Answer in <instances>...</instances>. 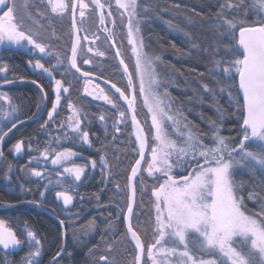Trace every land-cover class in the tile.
<instances>
[{"label": "snow or ice", "instance_id": "1", "mask_svg": "<svg viewBox=\"0 0 264 264\" xmlns=\"http://www.w3.org/2000/svg\"><path fill=\"white\" fill-rule=\"evenodd\" d=\"M44 2L45 0H41V3ZM115 2L118 8L124 10L122 15L128 16L127 38L135 56L138 92L151 117L150 130L146 133L137 119V89L133 83V74L129 73L125 64L124 72L128 74L131 96L126 95L115 84L112 87L119 93L120 98L127 102L132 112L131 122L138 144L139 159L131 169L129 180L137 176L142 170L141 162L145 161L146 168L143 171L158 181V186L152 189V196L155 198V238L147 249L141 236L132 227V203L127 207V231L131 234L137 250L132 264H264V189L260 192L253 189L245 196V185L235 180V172L240 168L264 173V0H239L238 3L224 0L217 13L218 29H223L222 34L228 35L230 39L223 49L224 56L221 59L213 57V70L226 81L228 96L235 100L240 112V128L243 135L235 146L231 145L228 138L220 135L221 126L216 121L210 122L211 143H205L204 134L187 121L182 108H173L165 86L167 81L160 79L156 72L155 64L160 61V57H150L143 51L142 41L137 40V34L140 32L138 24L134 23L138 9L137 0ZM46 3L51 12L59 16L70 12L73 28H76L77 10L83 18L85 10L89 8L85 0H46ZM91 3L101 10L100 23L103 24L105 4L101 3V0H91ZM32 7L34 5L31 0H23L19 5L16 0H0V46L28 48L30 52L38 50L41 54L51 55L46 52V45L38 41V33L31 28H25L26 17L33 23H38L32 19ZM249 10L257 17L251 22L247 19ZM230 11H234L236 15L229 18L226 13ZM39 15L43 17L44 14ZM108 15L111 16V12ZM84 39L87 40L88 37L85 36ZM80 48L81 39L77 35L72 41L71 56L68 60L70 67L77 72L81 71L77 66ZM87 51L92 52V49L88 48ZM96 55L103 56L104 53L97 51ZM57 62L63 63L59 57ZM83 63L89 64L91 61L85 59ZM120 63L124 64V61L121 60ZM34 66L55 80V102L48 112V118L52 120L61 102V90L67 93L69 89L63 86L61 80L55 79L52 71L39 60ZM7 71V65H0V73ZM91 74L90 71H84L82 77L86 79ZM88 82L86 80V83ZM4 83L10 84L12 81L5 78ZM204 87L207 89V85ZM220 90L225 91V88ZM84 91L90 96L93 95L87 87ZM94 98L102 99L116 107V104L103 94V89H100V94ZM0 100L10 103L9 97L4 93H0ZM68 108L72 110V115L68 117L66 124L62 123L60 127L66 126L72 135L89 144L88 132L81 130L79 110L71 102ZM16 111V107L12 106L8 115ZM119 117L120 122H123L125 112H120ZM99 118L105 119L103 115ZM15 127L16 123L12 122L8 131L0 133V141ZM116 131L120 129L117 127ZM65 138H68L67 133ZM246 142L255 144L256 150H249ZM23 147V141H18L13 145V151L21 153ZM50 154L53 155V165L62 166L64 173L69 174L74 181L81 180L84 167L75 163L70 167L64 166L73 160L75 152L70 148L55 151L48 147L41 155L47 160ZM0 156H3V152H0ZM100 160L107 166L103 156ZM96 165L97 162L93 160L91 166L95 168ZM30 174L36 177L43 175L35 168ZM129 187L132 188L134 198L135 188L131 184ZM70 190L56 192L57 198H62L65 206L73 200L69 194ZM41 195L43 196V193ZM246 199L256 203L259 211L249 210ZM26 235L30 247L35 248V251L29 253L28 264H38L41 242L32 231H28ZM21 243L15 233L5 226V221L0 220V245L8 249ZM100 260L107 264L108 258L101 256Z\"/></svg>", "mask_w": 264, "mask_h": 264}, {"label": "flooded vegetation", "instance_id": "2", "mask_svg": "<svg viewBox=\"0 0 264 264\" xmlns=\"http://www.w3.org/2000/svg\"><path fill=\"white\" fill-rule=\"evenodd\" d=\"M16 2L19 5L23 0ZM31 3L34 5L30 9L32 19L38 23H33L26 17L25 28H31L38 33V41L46 45V52H50L51 55L41 54L38 50L30 52L28 48L0 46V65L8 66L6 73H0V93L7 94L10 100V103L0 100V133L8 131L12 122L16 123V127L0 141V152H3V156H0V220H4L5 226L22 241L21 245L15 248L4 249L3 245H0V264H28L29 253L35 251V248L29 245L26 235L28 231L34 232L41 242L38 264H73V255L79 252L77 249H81L83 244L80 237L92 232L94 228L95 236L91 239V246L99 238L97 224L100 207L99 196L95 190L97 186L95 177L97 175L99 177L101 173H108L112 160L115 165L121 167L132 155L130 134L127 136L124 129L125 120L129 122V119L124 104L113 91L94 79L78 76L70 68L68 60L73 36L70 12L59 16L51 12L46 0L44 3H41V0H31ZM85 3L89 4L85 16L80 17L79 10L75 15L76 28L79 29L77 32L81 39L77 66L81 71H90L93 75L111 82L109 78L112 77V69L108 61L112 53L121 73L125 76L115 56L114 46L129 72L133 73L131 66L135 56L131 51L132 45L128 43L127 32L122 43L115 32L119 24L115 14L119 16L123 11L117 7L115 0H101V3L105 4L104 23L101 24L100 9L92 5L91 0H85ZM109 12L111 16L108 15ZM39 13H43V17ZM123 16L127 21L128 16L125 14ZM85 36L88 37L87 40L84 39ZM88 48H91L92 52H88ZM97 51L103 52L104 55H96ZM57 57L63 61L62 64H58ZM85 59L91 63L84 64ZM37 60L49 68L52 76L61 80L63 86L69 89L67 93L61 90V102L52 120H49L48 112L55 102V80L34 66ZM5 78L12 83H4ZM124 78L127 83L126 90L120 88L130 96L131 89L128 87L126 76ZM86 80L89 82L86 83ZM133 83L137 89L135 103L137 118L146 132L143 121L146 116L142 115L141 108L138 107L141 96L138 92V78L134 73ZM85 87L93 95H88L84 91ZM100 89H103V94L107 95L116 107L102 99L94 98L100 94ZM69 102L79 110L81 130L88 132L89 144L72 135L66 126L60 127L62 123L66 124L68 117L72 115V110L68 108ZM12 106H15L17 111L8 115ZM120 112H125L123 122H120ZM101 115L104 116V120L99 118ZM129 125L131 126L130 122ZM117 127L120 131H116ZM65 133L68 134L67 139ZM18 141L24 143L21 153L13 151V145ZM121 143L126 144L124 152L120 147ZM94 145H99V149H94ZM48 147L55 151L70 148L76 153L73 160L64 166L70 167L75 163L84 167L85 171L80 181H74V178L64 173L62 166L53 165L52 154L44 160L41 154ZM85 151H88V154H84ZM101 156L106 160L107 166L101 163ZM93 160L97 162L95 168L91 166ZM144 165L146 166L145 161L143 167ZM33 168L43 175L41 177L31 175ZM108 175L110 178L111 173ZM111 177L113 178V175ZM112 178L110 182L115 180ZM69 189L73 200L71 204L65 206L63 199L57 198L56 192ZM52 226L56 227L55 238L51 231H48ZM73 237L76 238V242L72 240ZM72 242H75L76 246L75 243L71 245ZM58 245L61 248L56 255L45 250L47 247L55 248ZM76 264H82V261Z\"/></svg>", "mask_w": 264, "mask_h": 264}, {"label": "rangeland", "instance_id": "3", "mask_svg": "<svg viewBox=\"0 0 264 264\" xmlns=\"http://www.w3.org/2000/svg\"><path fill=\"white\" fill-rule=\"evenodd\" d=\"M223 2L224 0H137L138 9L134 23L138 24L140 28L137 40L138 42L142 41L143 51L150 57H160V61L155 64L156 72L160 79L167 81L165 86L170 94L169 100L173 102V108H182L187 121L204 134L205 143H211L209 139L211 135L210 122L216 121L221 126L220 135L228 138L231 145L235 146L239 143L238 141L235 144L238 128L240 138L243 135L240 128L242 123L240 112L237 110L235 100L228 96L226 81L222 75L213 70L215 68L213 57L221 59L224 56L223 49L228 45L230 39L228 35L222 34L224 30L218 29L217 26V13L220 10V4ZM233 2L238 3L239 0H233ZM226 15L231 18L236 13L230 11ZM115 18L119 23L115 30L116 36L122 43L126 39V20L122 13L119 16L115 14ZM256 18L249 10L247 17L249 22ZM169 36L174 40H170ZM170 49L174 50L170 51ZM132 65L131 68L135 74V57ZM130 73L132 72L130 71ZM205 85H207V89H205ZM221 88H225V91H221ZM232 91L235 94V88ZM138 107L141 108L142 115L146 116L143 121L146 133H149L151 117L143 105L142 97L139 99ZM125 122L129 124L127 120ZM131 136L135 141L136 152L134 154H136L138 147L132 127ZM246 145L249 150H256L255 144L246 142ZM144 168H146L145 165L135 182L136 203L134 212L140 200L138 191L146 189L148 191V208L146 211L148 220L146 225L149 226L145 227L146 232L142 229L143 235L137 233L142 237L145 249H147L155 238V198L152 196V189L154 186H158V181L149 177L147 172L143 171ZM245 171L249 170L240 168L235 172V180L243 182L244 185L246 184L243 177ZM142 173L144 176H141ZM105 178L108 179L109 175L105 174ZM251 178H253L252 175ZM110 183H112V185L110 184L112 189L115 181ZM113 196L114 205L117 201L122 203L121 193L116 190L113 192ZM257 211L259 210L257 209ZM97 228L99 229V238L92 246L90 242L95 236L94 228L92 232L85 233L83 237H80L83 243L80 247L85 250V258L88 264H105L104 261L100 260L101 256L108 258L107 264H130V259L126 261L117 259V255L120 257L126 254V248L121 247L124 239L121 236L120 228L114 225L109 217L103 215L101 211ZM72 240L76 242L75 237ZM75 242H72L71 245ZM109 246H111L110 250Z\"/></svg>", "mask_w": 264, "mask_h": 264}, {"label": "trees", "instance_id": "4", "mask_svg": "<svg viewBox=\"0 0 264 264\" xmlns=\"http://www.w3.org/2000/svg\"><path fill=\"white\" fill-rule=\"evenodd\" d=\"M165 32V31H164ZM166 33V32H165ZM170 40H174L172 37L169 36ZM174 49H170V51H173ZM180 52V51H179ZM110 61H108V64H111V69H112V77H110V81L115 83L116 85H118L119 87H121L123 90H126L127 87V83L125 81V76L121 73L119 66L116 62V60L114 59L112 53L110 56ZM232 127V125H230ZM237 128H238V123H237ZM127 136L130 134V143H131V150H132V155L129 157V159H126L125 163L120 167L115 165V163L112 162L110 163V168L111 170L108 171V173H111V175H113V178L115 179V184L116 186L115 188L112 187L111 189V185L112 183H110L111 180V175L110 178L106 179L105 178V173H101L100 176L98 177V175L95 177L96 180V191L98 193L99 196V207H100V211L103 215H106V217H109V220L116 225L118 228H120L121 230V236L123 237V242L121 247L122 248H126V254L125 256L121 255L119 257V255H117V259L119 258L120 260L122 259L123 261L129 260L130 259V264H132V261L134 259L135 256V251L133 246L130 243L129 238L126 235V232L123 228V223H122V218H123V213H124V208L126 207L127 204V175L129 172V169L132 165V163L134 162L135 158H136V154H134L136 152V146H135V141L133 139V137L131 136V127L130 125L126 122L125 127H124ZM239 128L237 131V137L239 136ZM238 138H236L235 144L236 142L238 143ZM119 144H116V146H118ZM124 145L126 146L125 143H121L120 147L122 149V152H124ZM94 149H99V145H94ZM93 149V150H94ZM84 154H88V151L84 152ZM112 158V157H111ZM118 156H116V160H117ZM113 159V158H112ZM114 172V174H112ZM106 173V174H108ZM141 176H144V173L141 174ZM112 178V179H113ZM250 178V177H249ZM108 185H105V184ZM111 184V185H110ZM248 185V184H247ZM253 189H255L257 192H260L262 189H264V173H256L254 180H251V182L249 183V186H245V191H244V195L246 196L247 193L249 191H252ZM121 193L120 198H122V203L120 204L119 201H117L114 205V196H113V192L116 191ZM119 190V191H118ZM138 196L140 197L139 202L137 204L136 210L133 213V217H132V226L133 228L140 234L143 235V231L142 229H144L145 231V227H148L149 225H146L147 223V208H148V191L146 189L138 191ZM245 203L247 204L249 210L251 211H257V205L256 203H254L253 201H249V200H245ZM259 210V209H258ZM60 210L59 208L57 209V214L59 215ZM101 225H102V220H101ZM48 231H51V234H53V237H57L55 231H56V227H50V229ZM146 235V234H145ZM144 237V236H143ZM148 237V236H147ZM144 239H146L144 237ZM148 240H150L148 238ZM59 245L58 247H47L45 248L46 251H49L50 253L52 252V255H56L59 251H60ZM79 252H77L76 254L73 255V264L79 263L82 261V264H88V262L86 261L85 258V250L83 248L81 249H77ZM122 254V252H121ZM116 259V258H115ZM59 260V259H58Z\"/></svg>", "mask_w": 264, "mask_h": 264}, {"label": "water", "instance_id": "5", "mask_svg": "<svg viewBox=\"0 0 264 264\" xmlns=\"http://www.w3.org/2000/svg\"><path fill=\"white\" fill-rule=\"evenodd\" d=\"M121 10L124 12L123 9H121ZM125 15H126V14H125ZM71 27H72V16H71ZM125 27H126V30L128 31V20H127V22H126V26H125ZM72 34H73V36H72V41H73V40L76 38V36L78 35L77 28H73V27H72ZM71 44H72V42H71ZM113 50H114V52H115V56H116V58H117V61H118L119 65H120V67H121L123 73H124L125 76H126V80L128 81V74L124 72V65H125V63H124V64H121V63H120V61H121L122 59H121V57H120L119 55H117V52H116V49H115L114 46H113ZM70 56H71V47H70L69 57H70ZM70 68H71V67H70ZM71 69H72V68H71ZM72 70H73V72H75L78 76L82 77V73H83L84 71L77 72L75 69H72ZM128 71H129V70H128ZM129 73H130V72H129ZM82 78H83V77H82ZM87 78H88V79H94V80L100 82L101 84L105 85L108 89H110L111 91H113V92L119 97V99L122 101V103L124 104V106H125V108H126V111H127V114H128V119H129V122H130L131 127H132V130H133V134H134V127H133L132 122H131V115H132V112H131V110L129 109L127 102H126L125 100H123L122 98H120L119 93H117V92L115 91V89L112 87L113 83H111V82H109V81H107V80H104V79H102V78H99V77H97V76H95V75H93V74H91V75H90L89 77H87ZM116 87H117V86H116ZM131 94H132V90H131L130 96H131ZM137 119H138V118H137ZM134 136H135V135H134ZM137 147H138V144H137ZM146 154H147V151H146ZM137 159H139V153H138V151H137V156H136L134 162L132 163V165H131V167H130V169H129L128 175H127V205H126V208H125V210H124L123 218H122V223H123L124 230H125L126 234L128 235V237H129V239H130V241H131V243H132V245H133V247H134L135 255H136L137 250H136V248H135V242L131 239V234L128 233V231H127L128 220L126 219V217H127V207H128V204H129V203H132V205H133V212H134V208H135V202H136V188H135V182H136L137 176H138V174H139L140 172H138L137 176H136L135 178H133L132 180H129V177L131 176V169H132V167L135 165V161H136ZM143 164H144V161L141 162V169H142V167H143ZM130 184H131L132 186H134V188H135V196H134V198H133L132 188L129 187ZM132 217H133V214H132V216H131V223H132ZM132 227H133V226H132ZM133 229H134V228H133ZM134 230H135V229H134Z\"/></svg>", "mask_w": 264, "mask_h": 264}, {"label": "bare ground", "instance_id": "6", "mask_svg": "<svg viewBox=\"0 0 264 264\" xmlns=\"http://www.w3.org/2000/svg\"><path fill=\"white\" fill-rule=\"evenodd\" d=\"M111 83H113V82H111ZM113 84H115V83H113ZM116 85V84H115ZM118 88H120L118 85H116ZM121 89V88H120ZM122 90V89H121ZM123 91V90H122ZM116 95V94H115ZM117 96V95H116ZM122 102V101H121ZM195 118V117H194ZM240 133V132H239ZM238 138V140L237 141H240L241 140V138H240V135L237 137ZM256 173H260L261 174V172H259V171H256V172H251V171H245V172H243V177H244V179H245V185L246 186H249V183L251 182V180H254V177H255V174ZM251 175H252V177L253 178H251ZM250 177V178H249ZM248 184V185H247ZM101 199V198H100ZM100 199L98 200V202L100 201ZM136 203V202H135ZM127 235V234H126ZM128 236V235H127ZM141 239H142V237H141Z\"/></svg>", "mask_w": 264, "mask_h": 264}]
</instances>
